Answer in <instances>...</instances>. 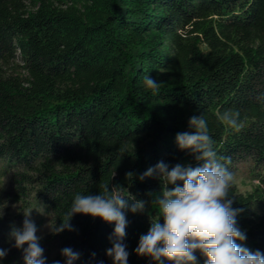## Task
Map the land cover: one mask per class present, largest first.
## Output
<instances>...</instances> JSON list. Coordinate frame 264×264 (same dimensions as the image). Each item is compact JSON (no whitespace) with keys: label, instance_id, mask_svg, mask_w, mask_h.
<instances>
[{"label":"trees","instance_id":"trees-1","mask_svg":"<svg viewBox=\"0 0 264 264\" xmlns=\"http://www.w3.org/2000/svg\"><path fill=\"white\" fill-rule=\"evenodd\" d=\"M146 74L162 82L156 95ZM234 109L240 131L217 119ZM201 114L234 177L251 173L230 191L247 237L237 243L264 253V0H0V264H24L9 232L27 212L46 264H66L65 247L80 253L73 264H112L114 223L77 214L75 231L49 227L77 192L110 181L147 200L162 181L126 173L199 166L175 137ZM126 215L128 264H153L134 249L155 206Z\"/></svg>","mask_w":264,"mask_h":264},{"label":"clouds","instance_id":"clouds-1","mask_svg":"<svg viewBox=\"0 0 264 264\" xmlns=\"http://www.w3.org/2000/svg\"><path fill=\"white\" fill-rule=\"evenodd\" d=\"M143 80L153 95L159 93L162 82H157L148 74ZM217 119L235 131L243 128L244 119L239 109L224 111L218 114ZM188 126L191 131L177 133L175 141L180 150L189 151L197 161L202 162L199 166L177 164L169 170V166L161 161L143 173H126L129 183L134 179L142 182L153 175L162 181L161 191L147 192V200L136 199L122 185L110 186V181L101 183L96 195L77 192L70 208L60 218V224L49 227L51 234L75 231L71 220L77 214L114 223L110 237L112 247L106 250V255L112 258V264H128L129 252L124 243L128 225L126 214L142 213L150 205L152 209L155 206L158 218L151 219L150 228L140 236L134 252L138 256L149 257L153 264H164V261L197 264L194 254L197 251L205 258L204 264H264V253L259 250L253 252L237 243L247 237L237 222L242 210L232 207L230 191L235 177L228 168L231 157L218 156L208 120L203 114L192 116ZM114 176L115 172L111 179ZM37 232L31 212L24 213L22 227L11 226L9 240L14 241L13 247L22 250L24 264H46L40 244L43 237ZM6 255L7 250L0 249V259ZM61 255L65 257L66 264H73L80 257V253L70 247L62 249Z\"/></svg>","mask_w":264,"mask_h":264},{"label":"rangeland","instance_id":"rangeland-1","mask_svg":"<svg viewBox=\"0 0 264 264\" xmlns=\"http://www.w3.org/2000/svg\"><path fill=\"white\" fill-rule=\"evenodd\" d=\"M249 174V175H248ZM243 176H236L235 177V180L237 181V183H239V186H240V189L242 190H246L248 188L247 184H243L241 182L242 179H244L246 177V182L249 183L250 182V177L251 176V173H249L247 170L244 171V174H242ZM243 177V178H242ZM249 178V179H248ZM255 183H257V180H254Z\"/></svg>","mask_w":264,"mask_h":264}]
</instances>
